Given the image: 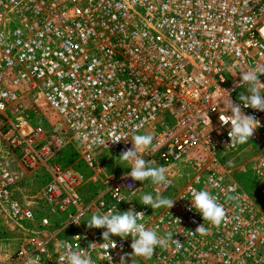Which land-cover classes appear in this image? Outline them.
Returning a JSON list of instances; mask_svg holds the SVG:
<instances>
[{"label": "built area", "instance_id": "built-area-1", "mask_svg": "<svg viewBox=\"0 0 264 264\" xmlns=\"http://www.w3.org/2000/svg\"><path fill=\"white\" fill-rule=\"evenodd\" d=\"M261 67L264 0H0V208L23 233L11 264H59L64 244L94 264L121 256L125 264H264V112L239 101L248 94L240 72ZM229 93L261 123L244 143L257 150L251 190L233 175L243 144H229L230 122L219 121ZM113 132L127 138L113 142ZM137 132L154 136L140 155L168 170L167 183L133 181L128 164L84 198V175L63 159L68 147L80 144L77 158L96 181L99 150L120 157ZM178 161L192 170L181 187L170 170ZM40 169L47 181L26 193L23 179ZM143 188L153 196L174 189V206L134 203ZM193 188L224 206L219 226L191 206ZM130 208L182 247L169 241L149 259L132 254L131 235H111L116 247L106 250V229L80 222ZM201 224L207 234H194ZM73 225L78 231L57 237Z\"/></svg>", "mask_w": 264, "mask_h": 264}, {"label": "clouds", "instance_id": "clouds-1", "mask_svg": "<svg viewBox=\"0 0 264 264\" xmlns=\"http://www.w3.org/2000/svg\"><path fill=\"white\" fill-rule=\"evenodd\" d=\"M261 74H264V67L240 72V84L248 85V94L241 93L239 95V101L242 103L243 108L251 107L252 109L264 112V95L260 91L264 83L259 79ZM224 107L226 114L220 113L219 121L221 122V126L228 125L230 122L231 127L228 131V136L231 142L229 144L235 147L237 144L247 143L249 138L253 137L254 130L261 127L260 121L254 115L245 114L241 105L231 100L230 93L228 102ZM229 111L231 112L230 115L227 114ZM112 136L113 139L111 141L113 142H119L122 138H127L123 135H117L115 132L112 133ZM131 140L132 147L122 151L120 154V159L128 162L131 168V171L126 175L131 177L133 181L143 182L150 178L156 185L167 183L166 173L168 170L163 166L153 167L152 161H146L140 155V153L153 146L154 136L151 133L135 134L131 137ZM127 185L129 188L132 187L131 183ZM189 191L192 197L190 199L191 206L202 215L204 221L206 220L214 226H219L224 221L226 212L224 206L218 202L217 197L207 189L197 191L193 188ZM228 199H232V197L229 196ZM174 202L175 200L171 198L163 197L159 189L156 190L155 196L152 194H144L141 197V204L151 206L152 209L161 207L171 209L174 206ZM144 215V212L136 211L135 208H130L123 212H115L113 209H109L103 215L93 214L91 219L87 221V227L106 229L102 233L103 241L112 242L102 245L106 250L110 246L112 248L116 247L115 241L110 238L111 235H118L120 237H128L131 235L132 254L149 259L153 256L157 247H169V241L175 244L177 250L182 247V243L179 240L173 239L171 232L160 236L158 234V228H145L143 223H138V221L144 219ZM177 220L180 223L179 218ZM207 231L208 229L201 224L195 229L194 234L205 235ZM62 246L66 249V252L59 257V264H94L90 256L84 255L80 251H73L71 244H64ZM27 264H36V262L29 259ZM120 264H125L124 256H121Z\"/></svg>", "mask_w": 264, "mask_h": 264}, {"label": "rangeland", "instance_id": "rangeland-1", "mask_svg": "<svg viewBox=\"0 0 264 264\" xmlns=\"http://www.w3.org/2000/svg\"><path fill=\"white\" fill-rule=\"evenodd\" d=\"M135 134H141V132H137ZM135 134H132L131 137ZM73 143L74 144L70 145L68 147L69 149H67L65 152L67 158L66 162L72 164L74 168L79 170L84 175V181L80 189V193L84 198L89 197L101 187L102 180L105 179V176L117 172H124L129 169L128 163L122 161L118 155H113L112 152L105 149L99 150L100 152L98 153L97 157L99 163L102 166L103 172L96 177V181H93L92 173L85 168L83 161L78 159L77 154L75 153L80 144L77 141H74ZM245 146L246 145L243 144L237 149V151L240 152V155L238 158L234 159L233 165L236 170L234 171L233 175L243 184L245 189L251 190L254 187L252 175L254 161L252 160V157L257 153V150L256 148L254 149V147H252L253 145L251 144H248L246 148ZM232 154L233 153L230 152L228 157H231ZM141 156L144 158V155ZM228 157L226 156L222 159V161H226ZM170 170L172 171V179L176 187L183 186L189 181L192 175L190 165H187L186 161L175 162L170 166ZM42 172L43 169H40L37 171L38 175H31L23 179V189L26 193H32L34 190H37L39 187L45 184L48 176ZM147 193L148 191L143 188L139 194V197L133 198V202H140L141 197ZM174 193V189H169L161 195L163 197L172 198ZM259 205L262 206V203L259 202ZM159 209L160 208L154 210ZM40 214L42 215L43 213L40 212ZM93 214L97 213H88L80 220V222L89 221ZM52 220L57 221L58 217L53 215ZM76 231H78L77 225L69 226L66 231L63 230L57 235V237H64ZM22 236L23 233L21 232L20 228L12 223L8 219L6 213L0 208V264H11L10 256L15 251L19 239Z\"/></svg>", "mask_w": 264, "mask_h": 264}, {"label": "trees", "instance_id": "trees-1", "mask_svg": "<svg viewBox=\"0 0 264 264\" xmlns=\"http://www.w3.org/2000/svg\"><path fill=\"white\" fill-rule=\"evenodd\" d=\"M63 159H65V161H66V159H67V158H66V155H64V158H63Z\"/></svg>", "mask_w": 264, "mask_h": 264}]
</instances>
